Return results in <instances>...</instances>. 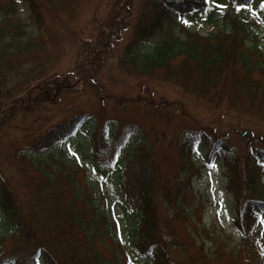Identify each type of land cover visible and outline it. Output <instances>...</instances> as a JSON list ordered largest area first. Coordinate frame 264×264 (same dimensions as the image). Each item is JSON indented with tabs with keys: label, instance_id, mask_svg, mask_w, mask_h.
Wrapping results in <instances>:
<instances>
[{
	"label": "trees",
	"instance_id": "obj_1",
	"mask_svg": "<svg viewBox=\"0 0 264 264\" xmlns=\"http://www.w3.org/2000/svg\"><path fill=\"white\" fill-rule=\"evenodd\" d=\"M80 1L22 0L30 20L27 24L16 0H0V127L23 105L53 103L69 88L56 67L67 36L73 35ZM220 1L227 7L213 18L216 28L201 35L186 29L180 18L204 11L208 4L203 0H136L133 11V0H114L106 17L108 30L126 24L131 27L119 65L134 76L180 90L207 106L252 120L264 119V34L239 16L247 9L235 10L237 2L245 0ZM247 2L253 8L260 0ZM196 4L202 8L196 10ZM99 44L103 49L108 46L105 39ZM93 55L99 62L101 53ZM77 80L95 86L86 74ZM141 103L144 107L152 104L145 97ZM160 108L144 110L168 124ZM86 116L76 114L51 126L16 154L34 176L25 184V202L9 189L6 180L1 184L0 264H182L170 255L169 239L174 237L169 228L175 214L163 215L159 201L162 198L170 203L173 199L176 204L186 198L190 174L196 170L193 156L199 137L208 140L211 134L187 128L182 135L167 139L130 129L133 125L98 132L96 122ZM85 124L91 136L81 145L76 134ZM251 134L246 133L259 136ZM226 137L224 134L207 144L208 161L215 153L225 159V151L233 149ZM258 142L264 144V137ZM171 144L177 164L175 170L163 174L160 162ZM246 151H235L240 162L263 165V146L251 144V150ZM83 159L89 162L88 174L81 170ZM229 167L240 255L258 243L264 196L253 186V178L243 190L249 195L244 198L238 178L245 165L233 161ZM105 182L116 185L114 197L104 193ZM5 236L13 242L8 252L3 250Z\"/></svg>",
	"mask_w": 264,
	"mask_h": 264
},
{
	"label": "rangeland",
	"instance_id": "obj_2",
	"mask_svg": "<svg viewBox=\"0 0 264 264\" xmlns=\"http://www.w3.org/2000/svg\"><path fill=\"white\" fill-rule=\"evenodd\" d=\"M113 1H80L78 17L72 27L74 36L71 33L67 36L69 40L64 45V53L56 67L60 80H67L69 88L62 91L61 96L53 103L37 107L23 105V108L14 112L15 115L8 124L0 127V188L6 180L9 189L21 202L27 201L25 184L34 176V172L28 165L25 167L24 163L21 164L16 154L41 136L44 130L76 114H87L86 120L96 122L95 129L102 132L105 128L106 133L133 125L134 128L130 129H140L147 136H168L169 139L178 134L182 135L187 128H197L211 136H207L208 140L199 137L200 143L193 156L196 170L190 174L189 186L185 189L186 198L176 204L173 199L170 203L165 199L161 200L162 198L159 201L161 207H164L163 215L170 216L173 212L175 214V220L169 228L174 237L169 239L170 255L174 261L182 264H264V224L260 220L264 211L259 212L260 228L256 235L258 243L237 255L240 235L233 225L236 204L232 193L233 185L230 184L233 174L229 167L233 161L245 165L240 167L238 178L239 189L244 193V198L249 195L243 190L251 185L253 178V186L260 188L264 196V160H260L263 165L252 164L249 160L250 164L246 166V161L240 162L241 158L235 154L236 150L238 154L247 152V148L248 151L251 150V144L264 147V144L258 142L259 137H264V119L252 120L248 116H239L236 112L207 106L180 90L139 78L123 70L119 65V56L129 40L131 27L126 24V27L108 30L106 17ZM16 2L22 11V20L30 24L22 0ZM217 3L221 4V1L217 0ZM135 6L136 0H133L131 11ZM201 8L200 4H196V10ZM253 9L257 15H252L249 10L238 14L247 18L250 27L264 34V8L258 2ZM222 11L223 9L208 4L204 11L182 16L180 21L189 31L204 35L216 28L212 25L215 15H220ZM185 19L190 23L184 24ZM100 39L107 41L106 49L99 48ZM95 51L101 53L99 62L94 60ZM84 74L95 86L84 85L82 80H77ZM97 93L103 97L102 101ZM143 97L151 101V106L142 105ZM116 100L122 104H117ZM143 107L147 112L150 108L161 107L168 124H163L162 119L150 117ZM2 117L3 115L0 120ZM87 127L89 126L85 124L76 134L79 143L82 142L81 145L91 136V129ZM160 131H164L163 135ZM251 132L259 136L246 135ZM224 134L233 149L225 151V159L221 154L215 153L208 161L207 144ZM72 148L75 149L74 146ZM71 159L74 158L68 156L69 162H73ZM88 163L87 160H81L82 171H87ZM209 163H214L215 168H209ZM160 164L163 174L175 170L177 158L174 144L167 147L165 160ZM81 177L82 174L79 173L78 178ZM102 189L109 198L116 195V185L113 182L103 183ZM1 232L3 233V229H0ZM3 247L7 252L13 247L12 240L7 236L4 238Z\"/></svg>",
	"mask_w": 264,
	"mask_h": 264
},
{
	"label": "snow or ice",
	"instance_id": "obj_3",
	"mask_svg": "<svg viewBox=\"0 0 264 264\" xmlns=\"http://www.w3.org/2000/svg\"><path fill=\"white\" fill-rule=\"evenodd\" d=\"M203 2L205 3V4H212V5H214L215 7H217V8H219V9H223V8H225V7H227V5H225V4H220V3H217V0H203ZM260 7L261 8H264V0H260ZM241 9H247V10H249V11H251V14L252 15H257V13H256V11L252 8V5H251V3H249V2H247V0H245V2L244 3H239V2H237V4H236V11L237 12H239ZM183 23L184 24H189L190 23V21H188V20H184L183 21ZM199 153H197V155H198ZM72 155H76L75 153H72ZM215 164L214 163H209L208 164V167L209 168H215ZM208 177H209V179L211 178V173H209L208 174ZM213 199H215V197H213ZM221 203H222V201H221ZM217 215H219V211L217 212ZM113 216L115 217V213L113 212ZM260 220H261V223L262 224H264V216H261L260 217Z\"/></svg>",
	"mask_w": 264,
	"mask_h": 264
}]
</instances>
